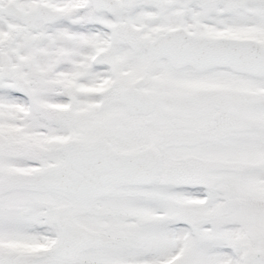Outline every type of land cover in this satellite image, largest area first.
<instances>
[{"label":"snow or ice","instance_id":"obj_1","mask_svg":"<svg viewBox=\"0 0 264 264\" xmlns=\"http://www.w3.org/2000/svg\"><path fill=\"white\" fill-rule=\"evenodd\" d=\"M0 264H264V0H0Z\"/></svg>","mask_w":264,"mask_h":264}]
</instances>
